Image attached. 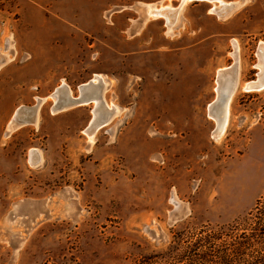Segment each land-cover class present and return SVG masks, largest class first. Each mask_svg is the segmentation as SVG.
Listing matches in <instances>:
<instances>
[{"label":"rangeland","instance_id":"374dc122","mask_svg":"<svg viewBox=\"0 0 264 264\" xmlns=\"http://www.w3.org/2000/svg\"><path fill=\"white\" fill-rule=\"evenodd\" d=\"M222 1L237 5L0 0V264H198L264 219V88H242L264 0ZM236 57L217 136L209 106ZM90 82L103 118L119 107L92 139L94 102L54 95Z\"/></svg>","mask_w":264,"mask_h":264},{"label":"bare ground","instance_id":"6f19581e","mask_svg":"<svg viewBox=\"0 0 264 264\" xmlns=\"http://www.w3.org/2000/svg\"><path fill=\"white\" fill-rule=\"evenodd\" d=\"M208 1H211V2L215 1V2H217L219 4L216 7L214 6L216 8L214 10L216 12H218L219 14H221V15H224V14L228 13L230 10L235 8L236 5H237V4L224 3L222 0H208ZM188 2H191V0H180V6H179V8L177 9L176 12L180 14L182 9L184 8V6ZM166 6H168V5H166ZM163 10H164V8H163ZM163 10L162 11L155 10L154 6H151V5H147V7H146V12L148 13L149 16H152V17H154V16H156L158 14L164 15ZM174 10H172V11H174ZM160 12H162L163 14L160 13ZM165 12H167V11H165ZM166 18H167V16H166ZM168 32H170V31H168ZM259 51H260V57H261V60H262V62H261L262 63L261 72L259 73L257 80L245 83V85L242 87L247 92L252 91V90H259V89L264 88V43H261ZM4 56L5 55H3V57ZM238 66H239V62H238V59L236 57L235 64H233L230 67H227V68H224V69H220L218 71V73H217V77H216V83H217L216 93H217V97L209 106V115L211 116V118L213 117L215 119L216 124H217L216 131L214 132V133L218 134L217 136H219L223 132V130L225 128V125L227 123V120H228L229 104H230V101H231V99L233 97V94L235 92V89H236L237 83H238L237 82L238 81L237 80L238 79V69H239ZM101 79L103 80V77L99 78L97 76L92 81L97 82V83L99 82V83L103 84L104 82ZM96 86L97 85L94 84L93 82H90V83L84 85L82 90H81V96L78 97V98H71V97L69 98V94L70 93L69 94L66 93L65 90H63V91L59 90L57 92V94H54L55 98H57V105L59 103H61L62 105L67 104L66 106H72V105H80V104H83L84 102L87 103V104L89 102H94L93 118H92V120L90 122V126H89L90 133L88 134L90 136V139H92L93 135L95 134V132L99 128H101L102 126H105V124H108V122H110L111 117L113 116V114H116L117 111L119 110L118 109L119 107L117 108L115 106L107 105L108 106L107 109L111 112L110 116H108L107 118H103L102 117L101 113L103 112L102 111L103 108L101 107V104L105 105L104 101H103V98H102L103 96H102L101 92L97 93V91H96V93H94L95 92L94 91V92L91 93V91H90L91 89H94ZM86 92H88L89 94H87ZM220 94H226L227 98H226L225 102H219L217 104L216 102H218V99L221 97ZM55 106H56V104H55ZM104 108H106V106ZM29 109H30V111L32 110L34 115H37L36 114L37 109H38L37 107L29 108ZM24 111L27 114L28 109L27 108H23V109L19 110V112L16 113L15 117L13 116L14 119L18 118L20 115H22L24 113ZM34 119H35V116H34ZM89 136H88V138H89ZM214 137H215V135H214Z\"/></svg>","mask_w":264,"mask_h":264},{"label":"trees","instance_id":"16d2710c","mask_svg":"<svg viewBox=\"0 0 264 264\" xmlns=\"http://www.w3.org/2000/svg\"><path fill=\"white\" fill-rule=\"evenodd\" d=\"M254 224L250 231L232 235L222 246L205 250L198 264H264V219Z\"/></svg>","mask_w":264,"mask_h":264},{"label":"water","instance_id":"95a60500","mask_svg":"<svg viewBox=\"0 0 264 264\" xmlns=\"http://www.w3.org/2000/svg\"><path fill=\"white\" fill-rule=\"evenodd\" d=\"M221 95V97L218 99V102H216L217 104L219 103V102H225V100H226V98H227V95L226 94H220Z\"/></svg>","mask_w":264,"mask_h":264},{"label":"crops","instance_id":"0c3cea01","mask_svg":"<svg viewBox=\"0 0 264 264\" xmlns=\"http://www.w3.org/2000/svg\"><path fill=\"white\" fill-rule=\"evenodd\" d=\"M71 98H73V97H71ZM108 108V106H106V109Z\"/></svg>","mask_w":264,"mask_h":264}]
</instances>
